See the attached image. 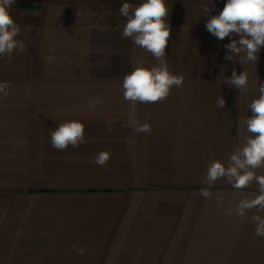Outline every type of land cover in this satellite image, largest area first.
<instances>
[{
  "label": "crops",
  "instance_id": "1",
  "mask_svg": "<svg viewBox=\"0 0 264 264\" xmlns=\"http://www.w3.org/2000/svg\"><path fill=\"white\" fill-rule=\"evenodd\" d=\"M124 2L16 0L11 7L25 51L0 59V264H264V236L255 235L252 219L264 210L236 213L259 185L205 180L209 164L227 166L250 135L245 121L264 82V48L256 64L244 53L240 63L226 62L232 37L219 41L206 30L209 0H167L165 59L183 85L161 102L130 103L125 75L105 71L121 67L120 55L100 44L91 23ZM225 3L211 0L209 14ZM127 41L128 73L133 57L157 63ZM233 70L247 72L246 91L224 83ZM220 95L224 109L216 107ZM66 119L84 123L85 142L56 151L50 133ZM144 124L150 132L134 131ZM104 150L112 152L107 170L89 163Z\"/></svg>",
  "mask_w": 264,
  "mask_h": 264
},
{
  "label": "clouds",
  "instance_id": "2",
  "mask_svg": "<svg viewBox=\"0 0 264 264\" xmlns=\"http://www.w3.org/2000/svg\"><path fill=\"white\" fill-rule=\"evenodd\" d=\"M14 3L16 0H0V59L7 57L8 62L11 61L14 51H25L24 43L17 39L20 26L11 15ZM210 4L211 0L202 5L203 12L208 16L206 30L219 41L232 37L231 42L223 46L225 61L240 63L238 57L244 53L245 61L256 64L261 49L264 48V0H226L218 15L209 14L215 7L212 5L210 8ZM170 11L167 0H142L135 6L126 0L120 6L119 14L126 18L122 26V37L130 38L135 46L150 53L157 61L149 67L144 60L132 58L134 67L125 74L122 82L123 97L130 103L161 102L167 99L173 87L183 85V76L173 74L165 59L171 35L168 21ZM248 80L246 71L238 74L233 70L231 77L225 78L224 83L244 92L248 88ZM258 92V97L249 105L251 115L245 123L250 135L243 147L233 151L227 166L219 160L212 161L205 177L209 187L221 178L226 179L235 189H244L253 181L259 185L258 195L252 199H242L236 205V213L241 216L253 208L264 210V175L255 174V169L264 167V82L259 83ZM99 103L100 99L97 98L90 102V107ZM225 103L222 95L217 97L216 107L224 109ZM84 131L85 125L82 121L66 119L51 131V147L56 151H65L69 146L78 150L85 142ZM134 131L148 133L151 128L144 124L135 127ZM111 155L110 150L101 151L89 163L106 169ZM201 195L207 198L210 193L202 190ZM226 212L231 215L232 209H226ZM252 219L256 224L255 235L264 236V218L253 216ZM71 247L78 255H83L86 251L83 246L78 247L77 243H73Z\"/></svg>",
  "mask_w": 264,
  "mask_h": 264
},
{
  "label": "rangeland",
  "instance_id": "3",
  "mask_svg": "<svg viewBox=\"0 0 264 264\" xmlns=\"http://www.w3.org/2000/svg\"><path fill=\"white\" fill-rule=\"evenodd\" d=\"M126 18L122 17L117 11H105L101 10L98 12V15L95 16L91 23L96 29V35L100 38L101 43L108 48L116 49V56L120 55L121 58V67L119 68H105L106 72H120L125 75L128 73V41L127 38L122 37V26L125 24ZM100 29H107L103 35L101 34Z\"/></svg>",
  "mask_w": 264,
  "mask_h": 264
},
{
  "label": "built area",
  "instance_id": "4",
  "mask_svg": "<svg viewBox=\"0 0 264 264\" xmlns=\"http://www.w3.org/2000/svg\"><path fill=\"white\" fill-rule=\"evenodd\" d=\"M6 91L5 86L0 85V94H3Z\"/></svg>",
  "mask_w": 264,
  "mask_h": 264
}]
</instances>
